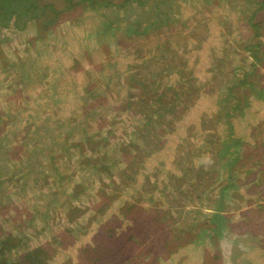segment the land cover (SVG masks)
<instances>
[{
    "label": "rangeland",
    "instance_id": "374dc122",
    "mask_svg": "<svg viewBox=\"0 0 264 264\" xmlns=\"http://www.w3.org/2000/svg\"><path fill=\"white\" fill-rule=\"evenodd\" d=\"M23 1L0 24L10 260L264 264V0Z\"/></svg>",
    "mask_w": 264,
    "mask_h": 264
},
{
    "label": "trees",
    "instance_id": "16d2710c",
    "mask_svg": "<svg viewBox=\"0 0 264 264\" xmlns=\"http://www.w3.org/2000/svg\"><path fill=\"white\" fill-rule=\"evenodd\" d=\"M23 0H0V24L1 26L3 25L4 27H8L12 22L16 23L19 17L22 15V13L25 10L29 11H37L39 6L36 3H30L29 6H18L19 4L23 3ZM26 4V3H25ZM259 4L262 6V2L259 1ZM45 9L47 8L46 6H43ZM4 11V12H3ZM27 12V13H28ZM35 18L38 17V15L34 16ZM33 18V19H35ZM17 24V23H16ZM18 27L21 28V26L18 25ZM231 147L228 144H224L223 148L219 150L220 153L223 154H229L231 158L235 157L233 152H231ZM237 158V157H236ZM235 158V159H236ZM131 161H128V166L124 170L125 172L128 171L129 166H131ZM141 161H139L140 163ZM138 163V162H137ZM109 171L111 170L110 168H107ZM235 185L234 182H229V186L227 187H233ZM73 212V211H72ZM71 218V217H70ZM211 229H218L219 228H211ZM208 231V229H207ZM212 232V231H211ZM166 241V240H164ZM8 239L7 237H0V264H48L51 260L49 254L45 252L46 245L34 248L32 250L27 251L24 253L22 256L20 255L16 260H10V254L9 252L12 250V247L8 245ZM110 243H108L109 245ZM182 246V245H180ZM135 249V247H134ZM102 247H97L98 254H96V258L92 259L91 262L93 264H99L102 261L103 255H101ZM173 249V246L166 247V252L165 250L162 252V255H156L155 258L158 256L159 258H163L168 260L170 256L173 255V252L175 251ZM88 249L85 251V254H88ZM115 251V248L113 249V252ZM165 252V253H164ZM170 253V254H169ZM93 254V252H92ZM7 257V259H5ZM177 257V256H176ZM92 258V257H91ZM170 259V258H169ZM10 260V261H9ZM110 260H114V258H111ZM180 260V259H179ZM116 264V263H114Z\"/></svg>",
    "mask_w": 264,
    "mask_h": 264
},
{
    "label": "crops",
    "instance_id": "0c3cea01",
    "mask_svg": "<svg viewBox=\"0 0 264 264\" xmlns=\"http://www.w3.org/2000/svg\"><path fill=\"white\" fill-rule=\"evenodd\" d=\"M52 59V71H53V69L54 68H57V67H55V66H60V64H59V61H58V59H54L53 57L51 58Z\"/></svg>",
    "mask_w": 264,
    "mask_h": 264
}]
</instances>
